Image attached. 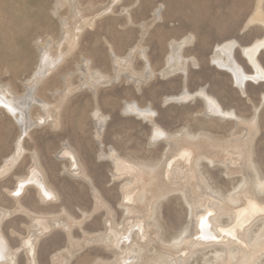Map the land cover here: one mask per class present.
Returning a JSON list of instances; mask_svg holds the SVG:
<instances>
[{
  "label": "rangeland",
  "instance_id": "obj_1",
  "mask_svg": "<svg viewBox=\"0 0 264 264\" xmlns=\"http://www.w3.org/2000/svg\"><path fill=\"white\" fill-rule=\"evenodd\" d=\"M77 1L81 17L74 16L67 0H0L1 86L10 84L21 95L25 91L22 83L32 77L38 65V46L48 40L55 44L49 50L51 58L60 54L62 58L54 73L47 76L38 89L40 98L59 108L58 126L42 125L30 131L24 141L29 153L9 177L0 180V207L10 211L17 208L16 201L6 190H13L16 178L28 174L32 164L31 153L34 152L47 183L59 195V202L43 204L36 189L29 187L20 201L24 208L49 218L64 215L66 211L72 218L81 221L84 219L83 212L91 215L95 210L93 184L103 201L110 209L113 208L115 222L120 223L124 218L119 208L123 199L121 187L129 177L122 176L120 180L114 177L112 162L99 153H108L107 148L113 147L121 158L130 163L155 166L163 161L166 150V144L161 142L153 147L151 125L130 113H124L125 103L136 102L142 108L152 107L157 112V123L168 133L175 134L186 129L196 135L204 133L223 143L243 135V128H236L233 122L207 117L200 99L183 104L164 102L166 98L180 94L184 86L190 92L205 87L225 110H235L245 119H251L255 109L260 108L259 133L253 142L252 153L257 168L264 176V83L249 82L243 94L227 71L212 64L217 46L233 40L242 46H249L264 37L263 25L248 24L260 0H117L112 11L107 13L104 8L111 0ZM261 3L260 9L264 14V0ZM156 11H160L159 20L154 18ZM82 18L90 19L91 24L82 26L81 36L72 50L68 42H64L59 51L56 44L62 39L63 32L60 20L67 19L75 29ZM70 33H73L71 29ZM187 38L192 39L181 50L183 59L168 66L167 57L173 50L178 54V44ZM68 39H71L70 36ZM110 46L122 59L120 67L125 73L121 70L119 80H115L117 72L111 59ZM136 46L146 51L157 74L154 77L145 78V74L141 75L145 73V64L139 56L131 64L127 61L129 50ZM64 52H69L68 56L63 57ZM187 59L190 60L187 64L188 76L184 78L180 69L182 62ZM235 59L246 72L252 73L251 66L238 49ZM85 60L89 61L92 73L96 72L94 75L91 76L86 70ZM259 60L264 66L263 49L259 53ZM130 71L137 76L128 78ZM161 71H166L167 75L160 76ZM102 76H106L111 83H105ZM93 86L98 88L97 96L91 92ZM97 110L106 118L101 138L105 146L103 151H100L97 128L92 117ZM32 114L37 117L43 112L34 108ZM19 134L15 121L0 109V166L14 152ZM64 142H69L75 150L78 163L91 179V184L69 172L70 161L59 155ZM221 167H213L203 161L201 171L214 190L227 195L241 183L242 177L236 175L227 178L225 168ZM162 200L156 215L164 239L171 241L189 225L190 211L178 195H170ZM106 214L104 208L93 213L84 221V231L89 235L105 231L103 220ZM227 221L224 219L225 223ZM30 225V217L20 214L3 225L11 247L20 249L17 264H28L26 252L21 248V239L29 234ZM72 233L76 240H83L84 235L79 227L75 226ZM67 246L68 237L62 230L41 237L36 246L37 263L51 264V257ZM112 257L102 247L93 246L82 250L70 263L92 264L98 258L110 260ZM202 259L198 257L194 264H203L205 259Z\"/></svg>",
  "mask_w": 264,
  "mask_h": 264
},
{
  "label": "bare ground",
  "instance_id": "obj_2",
  "mask_svg": "<svg viewBox=\"0 0 264 264\" xmlns=\"http://www.w3.org/2000/svg\"><path fill=\"white\" fill-rule=\"evenodd\" d=\"M116 1L111 0V3L104 8V12H111ZM262 1L260 0L256 12L248 23L249 25L259 23L264 26V14L260 9ZM67 2L74 11V16L81 17L78 1L67 0ZM55 15H58V10L55 11ZM154 18L155 20L161 19L160 11H156ZM60 22L63 32L62 39L56 44L59 51L64 42H68L69 49L72 50L82 32V26L91 24L90 19L82 18L74 29L73 25H69L67 19H61ZM69 36L71 39H68ZM191 39L187 38L178 44L180 47V51L177 49L178 54L174 53V50L172 51L173 53L166 60L168 66L172 65L174 61L183 59L181 50ZM52 45L55 44L48 40L47 43L38 46V65L32 77L22 83L25 91L21 95L17 94L10 84L0 85V109L4 110L15 121L20 130L14 144V152L5 158L3 165L0 166L1 181L9 177L24 156L29 153L24 146V141L34 127L58 126L59 108L38 96L40 84L53 72L56 65L59 66L57 63L62 59H60L61 54L53 57L55 61L51 58L49 50L52 49ZM109 49L117 72L115 80H119L123 69L120 67L122 59L113 51L111 46ZM236 49L247 60L252 68V73L249 74L240 66V63L238 64L235 59ZM262 49L264 50V37L249 46H242L234 40L229 41L216 47L212 64L220 70L227 71L232 76L235 86L245 94L249 82L264 83V66L259 60V53ZM69 52H64L63 57L68 56ZM136 56H139L145 64V73H141V75L145 74V78H152L157 75L150 64L146 51L141 46L131 48L126 59L131 64ZM123 61L125 62V60ZM188 62H190L189 59L184 60L180 69L184 78L188 76ZM84 63L89 74L94 75L96 72L92 73L89 68V61L85 60ZM134 72H131L132 74L130 73L128 78H134L136 75ZM159 75L164 77L167 72L161 71ZM138 76L140 77V75ZM101 78L105 80V83L110 82L106 76ZM113 79L111 80L113 81ZM97 89L94 86L91 88V92L95 96H97ZM195 99L202 100L205 108L204 114L207 117L233 122L236 128H243V135L223 143L213 140L204 133L196 135L186 129L175 134L168 133L157 123V112L152 107L142 108L136 102L125 103L124 113H130L137 119L151 125L153 147L159 142L166 144L164 159L155 166L130 163L121 158L113 147H108V153H104L105 146L101 138L106 126V118L100 114L99 109L93 113L92 117L97 128L96 138L100 151H103L102 154H99L112 162L115 170L114 177L117 179L126 175L129 177L121 187L123 199H121L119 208L122 209L124 218L120 223L115 222L113 208L110 209L103 201L99 191L91 184V179L78 163L75 150L69 142L63 143L59 155L61 158H67L70 161L68 162L71 167L69 172L75 177H79V180L82 179L88 185H92L96 203L93 213L102 210V208L107 212L103 220L105 231L95 235H89L82 227L84 221L93 216L91 212V215L83 212L84 219L78 221L66 211H64V215L49 218L33 214L21 205V197L29 187L36 189L43 204L59 202V195L47 183L44 172L39 167L37 154L32 152V164L28 168V174L25 177L16 178V186L13 190H6L16 201L17 208L10 211L0 207V264H17V255L20 253V249L11 247L3 231L4 223L17 214L27 215L32 221L29 234L21 239V248L26 252L28 264H38L36 261L37 243L41 237L43 238L55 230H62L66 233L68 246L51 257V264H71V260L78 253L93 246L102 247L113 257L110 260L98 258L92 264H194L198 257L205 259L203 264H263L264 212H254L251 207L255 205L256 209H264V176L257 168L252 153L253 142L259 133L260 108L255 109V114L251 119H245L239 116L235 110H225L219 101L207 92L205 87L190 92L184 86L180 94L168 97L164 102L183 104L193 102ZM34 108L40 109L43 115L34 117L32 114ZM203 161L213 167H224L227 178L241 175V183L227 195L214 190L201 171ZM170 195H178L183 199L190 211V223L178 236L171 241H166L156 212L158 211L157 208L159 209V202ZM205 217L207 219L205 227L202 229L200 225ZM224 219L228 221L225 223ZM75 226L81 229L84 235L83 240H76L73 237L72 232ZM229 231L236 236V240L225 234ZM203 236H215L216 239H203L201 238ZM209 256L211 259H208Z\"/></svg>",
  "mask_w": 264,
  "mask_h": 264
},
{
  "label": "snow or ice",
  "instance_id": "obj_3",
  "mask_svg": "<svg viewBox=\"0 0 264 264\" xmlns=\"http://www.w3.org/2000/svg\"><path fill=\"white\" fill-rule=\"evenodd\" d=\"M4 106H5V107H8L7 105H4ZM10 110H11V109H10ZM17 194H18V193H17ZM251 207H252V210H253L254 212H255V211L264 212V209H256L255 205H252ZM209 215H211V213H209ZM206 219H207V218L205 217V218H204V221L201 222V225H200V226H201L202 229L205 227ZM225 234L231 236L233 240H236V236H235L231 231L226 232ZM201 238H203V239H209V238H210V239H213V240L216 239L215 236H211V237L203 236V237H201Z\"/></svg>",
  "mask_w": 264,
  "mask_h": 264
},
{
  "label": "crops",
  "instance_id": "obj_4",
  "mask_svg": "<svg viewBox=\"0 0 264 264\" xmlns=\"http://www.w3.org/2000/svg\"><path fill=\"white\" fill-rule=\"evenodd\" d=\"M94 120V119H93ZM71 145V144H70ZM72 147V146H71ZM5 234V233H4ZM6 236V235H5ZM7 237V236H6ZM8 239V238H7Z\"/></svg>",
  "mask_w": 264,
  "mask_h": 264
}]
</instances>
